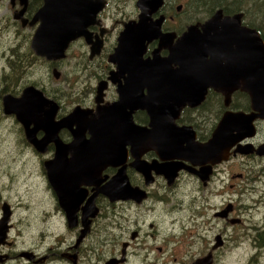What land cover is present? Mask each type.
Wrapping results in <instances>:
<instances>
[{
  "label": "flooded vegetation",
  "instance_id": "obj_1",
  "mask_svg": "<svg viewBox=\"0 0 264 264\" xmlns=\"http://www.w3.org/2000/svg\"><path fill=\"white\" fill-rule=\"evenodd\" d=\"M263 3L93 0L91 15L85 20L90 41L77 37L69 43L64 57L49 60L31 47L45 0H0V143L8 146L0 150L6 158H37L49 195V205L44 208L43 202L24 204L20 193L12 200L0 194V264H106L112 259L114 264H230L232 248L246 241L252 254L236 264H260L264 259V118L223 125L222 130L219 126L225 113H258L252 110L246 91L233 90L226 104L223 93L203 84L206 89L200 103L186 104L175 116H168L170 129H160L157 138H116L121 145L113 148V153L109 151L110 162L105 163L98 162V135L92 137L88 128H82L76 141V124L57 127L56 132L53 129L76 106L86 109L90 117L96 114V106L118 101L128 73H118L111 80L118 65L109 57L125 25L137 23L141 14L147 23L160 20V33L169 41L159 47V37L149 41L140 34L133 37L137 50L128 69L137 74L124 93L139 97L149 91V83L141 77L150 73L154 51L160 59L167 57L169 46L189 28L200 34L207 21L219 17L225 21L237 15L238 28L249 29L254 40L260 37L264 41ZM219 28L208 37L219 55L217 61L224 64L228 58L225 46L239 53L240 44L235 41L236 34ZM92 42H98L100 49L90 57ZM41 66L46 80L39 76ZM156 67L161 73V67ZM171 68H178V64L171 63ZM99 86L103 88L97 103ZM26 87L41 91L48 103L40 109L36 101L28 108L19 107L20 111H32L25 117L36 140L44 141L38 145L26 137L22 116L9 112L4 102L8 95L19 98ZM122 108L130 113L133 125L150 128L146 107ZM35 110L50 121V130L33 119L31 115L39 118ZM227 141L234 143L227 147ZM80 153L85 159L89 157V175H79L78 163L73 164ZM48 161L55 167L51 180L45 167ZM65 161L74 177L64 167ZM108 183L111 191L105 187ZM41 207L43 211H36Z\"/></svg>",
  "mask_w": 264,
  "mask_h": 264
},
{
  "label": "water",
  "instance_id": "obj_2",
  "mask_svg": "<svg viewBox=\"0 0 264 264\" xmlns=\"http://www.w3.org/2000/svg\"><path fill=\"white\" fill-rule=\"evenodd\" d=\"M92 2L93 0H45L44 6L38 12L41 24L35 32L31 42V47L36 54L49 60L59 59L64 57L66 48L75 38L83 36L89 42L90 35L86 30L87 24L85 20L91 15ZM142 2L143 0H139V3L142 4ZM95 8L96 12L98 10V4ZM139 17L137 23L125 25V28L118 36V44L115 51L109 57L110 61L117 62L118 65V71L115 73L113 72L109 77L111 80H114L113 77L118 73L120 75L124 72L128 73L125 85L119 90L118 101L108 106L99 108L96 106V114L90 117H87L88 113L86 109L76 106L69 115L61 119V121L56 122L54 125L55 128L53 127L55 132L60 126H71L72 124H76L78 129L73 131L74 140L76 141L78 137L82 136V128H88L92 137L98 135V162L101 161L105 163L109 161L107 158H109L113 148L116 149L119 143L121 145V141L119 140L122 139V137L131 136L141 138L150 136L151 138H157L159 137L160 129H170L171 125H167L169 122L168 116H175L179 111L178 109L186 104L193 106L200 103L205 93V87L207 86H212L214 89L223 93L225 95L226 104H228L230 94L233 90H244L249 94L252 110L258 111V113L251 112L248 114L243 112L225 113L220 120L219 126L221 130L223 128L221 126L223 125H233L234 123L243 125L246 122H251L254 117L258 116L264 118V41L260 37L254 40L250 36V32L252 31L249 29L243 27L238 28L237 26H240V24L239 16L237 15L226 17L225 21L220 20V17L207 21L203 25V32L200 34H197L194 30H190L189 28L174 45L169 46V55L165 58L160 59L157 50L154 51L153 58L150 61L151 68L148 70L150 73L148 76L141 77L146 83H149L147 87L149 90H147L148 94L140 97L136 94H125L124 90L127 89V84H131L137 74L135 71L128 69L131 66L130 58L135 56L133 55V51L137 50V42L133 37L140 34L145 36L148 41L159 37V47H165L167 41H169L160 33V20L155 23H147L143 14ZM61 18L64 19L61 20ZM59 19L60 21L58 22ZM217 27H221L219 28L221 32H223L225 28L226 33L236 34L237 37L235 41L240 44L239 53H235L232 47L229 48L225 46L224 55L228 58L224 64L217 61L216 58L219 55L213 51V47L210 45V37H208L218 30ZM142 41L143 37L141 42ZM99 49L98 42H92L90 57L98 54ZM171 63L178 64V68H171ZM156 65L161 67V73H159L160 70L154 69ZM53 73L56 77L58 76L56 69L53 70ZM133 73L135 74L134 76ZM160 75H163V78L160 79ZM203 84L205 86L204 88L202 86ZM140 87L142 86L140 85ZM102 88V86L97 87V103L101 101L100 91H102ZM34 98L36 100H34ZM35 101V104L39 105L38 109L48 104L42 92L36 90L34 87H26L19 98H14L9 95L4 98L5 105L9 109L8 111L15 112L19 118L22 116L20 119L24 124L28 140L38 145L44 141H42L43 139L40 141L36 140L33 136L35 130L28 127L31 122L25 117L26 115L32 114V111L28 109L19 110L20 106L28 108L31 104L33 105ZM125 105L131 108L133 106L146 107L151 119L150 128H140L133 125L130 113L122 111L124 109L122 106ZM39 111L35 110L33 112L34 114H38L39 118H37L36 115L31 116L33 119L40 121L39 124L41 127L50 130V121L47 122V118H42L40 115L41 111ZM46 111L47 112L44 113L48 114V110ZM116 113H118L117 117L114 116ZM233 143L234 141H227L226 145L229 147ZM262 148H264V145ZM88 152L89 151H87V153ZM88 158L89 157H86L85 159L84 155L81 153L73 158V164H75V162L76 164L78 163L76 171L82 172L81 174L78 173L79 175L88 174L91 165L87 162ZM52 163L53 161L45 163L50 180L53 178L55 171V167ZM64 163V167H67V161ZM86 169L88 172H86ZM66 170L73 177L75 176L72 174L73 172L69 167H67ZM105 187H107L106 189L109 191L112 190L111 183H108ZM56 191L61 198L63 195L62 191H60V189ZM112 260L108 261L106 264H114Z\"/></svg>",
  "mask_w": 264,
  "mask_h": 264
},
{
  "label": "rangeland",
  "instance_id": "obj_3",
  "mask_svg": "<svg viewBox=\"0 0 264 264\" xmlns=\"http://www.w3.org/2000/svg\"><path fill=\"white\" fill-rule=\"evenodd\" d=\"M75 51L76 50L73 49L70 52L69 61L71 64H73L74 61L73 55H75ZM67 61L68 59L66 62ZM59 70L61 72L63 71L61 68ZM39 76L44 80L47 78V73L43 66L39 69ZM56 84L57 82H53V85ZM7 147L8 146L5 144L0 143L1 149H5ZM31 157L32 158L19 160L13 158L12 156L10 158H6L4 152L0 150V194H3L4 196L7 195V197L12 200L13 198H17V194L20 193L24 204L29 201L33 203L38 202L37 204H41L39 202H43L42 207L47 208L49 205V195L46 193V188L41 181V164L37 158L33 156ZM42 207L36 209V211H43ZM24 213H27V211L24 210ZM199 230L201 233V229ZM237 247L238 248H232L231 250L230 264H236L237 260H242L244 258L248 260L252 254V249L248 246L247 241L246 243L239 242ZM260 264H264V259Z\"/></svg>",
  "mask_w": 264,
  "mask_h": 264
},
{
  "label": "trees",
  "instance_id": "obj_4",
  "mask_svg": "<svg viewBox=\"0 0 264 264\" xmlns=\"http://www.w3.org/2000/svg\"><path fill=\"white\" fill-rule=\"evenodd\" d=\"M262 9H263V12H264V3H263V6H262Z\"/></svg>",
  "mask_w": 264,
  "mask_h": 264
}]
</instances>
